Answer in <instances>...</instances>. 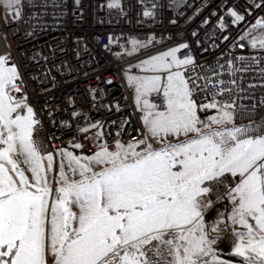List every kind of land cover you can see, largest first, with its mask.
Returning a JSON list of instances; mask_svg holds the SVG:
<instances>
[{
    "label": "snow or ice",
    "instance_id": "snow-or-ice-1",
    "mask_svg": "<svg viewBox=\"0 0 264 264\" xmlns=\"http://www.w3.org/2000/svg\"><path fill=\"white\" fill-rule=\"evenodd\" d=\"M21 3L0 0L14 19ZM229 15L233 23L245 18ZM256 29L240 39L251 36L250 47L264 50V20ZM130 43V56L146 47ZM187 47L129 66L139 74L125 72L140 139L102 143L91 155L61 148L58 162L35 138L40 121L18 67L0 55V264H264V115L257 111L264 96L251 107L237 103L254 100L264 83L245 89L236 79L202 76L194 57L177 56ZM228 64L231 77L251 70ZM226 95L234 98H217ZM238 117L249 123L238 124ZM220 201H227L224 211L209 220ZM225 232L233 240L227 253L217 248Z\"/></svg>",
    "mask_w": 264,
    "mask_h": 264
},
{
    "label": "built area",
    "instance_id": "built-area-1",
    "mask_svg": "<svg viewBox=\"0 0 264 264\" xmlns=\"http://www.w3.org/2000/svg\"><path fill=\"white\" fill-rule=\"evenodd\" d=\"M109 2L22 0L20 18L12 16L1 25L0 55L8 56L9 63L19 69L23 93L40 121L35 138L42 151L55 155L63 148L76 155H91L95 143H107L111 148L116 141L126 144L140 139L143 128L124 74L138 72L130 65L182 44L188 47L177 56L194 57L203 66L197 69L202 76L213 81L236 79L245 89L249 84L264 83L260 76L264 50L250 47L251 36L240 39L246 33L260 32L252 31V25L257 19L264 20V0H119L115 8H109ZM257 4L261 6L257 8ZM229 10L243 15L244 20L233 23ZM145 11L152 15L145 16ZM133 39L146 47L130 56ZM229 61L251 70L231 77ZM217 65L224 66L220 76L213 75ZM254 96V100L237 103L251 107L264 96V88H256ZM199 99L203 101L204 96ZM257 111L264 115V108ZM260 115L253 113L257 121ZM237 123L246 125L249 119L238 117ZM84 128L88 131H81ZM74 143L83 147L73 148ZM226 203L218 202L208 219H215ZM222 235L217 248L227 253L233 240L227 232Z\"/></svg>",
    "mask_w": 264,
    "mask_h": 264
},
{
    "label": "rangeland",
    "instance_id": "rangeland-1",
    "mask_svg": "<svg viewBox=\"0 0 264 264\" xmlns=\"http://www.w3.org/2000/svg\"><path fill=\"white\" fill-rule=\"evenodd\" d=\"M12 16L13 15H12L11 11L5 12L4 8L2 6H0V28H1L2 23H5L7 20L11 19ZM136 74H139V70L137 73L130 74V75H136ZM125 79H126V77H125ZM209 114H214V112H210ZM21 167H23V165H21Z\"/></svg>",
    "mask_w": 264,
    "mask_h": 264
},
{
    "label": "crops",
    "instance_id": "crops-1",
    "mask_svg": "<svg viewBox=\"0 0 264 264\" xmlns=\"http://www.w3.org/2000/svg\"><path fill=\"white\" fill-rule=\"evenodd\" d=\"M8 21V20H7ZM139 63V62H138ZM137 63V64H138ZM128 74H135V73H128ZM124 76H125V74H124ZM127 81V80H126ZM210 112H214L213 110H209V113ZM208 113V114H209ZM133 143H135V142H133ZM100 144H97V143H95V151H98L99 150V146ZM67 151H69V152H72L73 154H75L71 149H66ZM61 159V157L59 156V154H58V152L55 154V160L56 161H59ZM75 210V209H74Z\"/></svg>",
    "mask_w": 264,
    "mask_h": 264
},
{
    "label": "trees",
    "instance_id": "trees-1",
    "mask_svg": "<svg viewBox=\"0 0 264 264\" xmlns=\"http://www.w3.org/2000/svg\"><path fill=\"white\" fill-rule=\"evenodd\" d=\"M225 258H227V257H225Z\"/></svg>",
    "mask_w": 264,
    "mask_h": 264
}]
</instances>
